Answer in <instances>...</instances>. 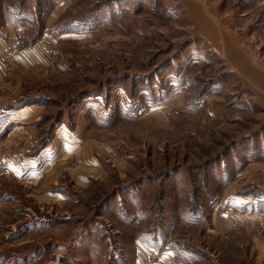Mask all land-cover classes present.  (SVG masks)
Returning <instances> with one entry per match:
<instances>
[{
  "label": "rangeland",
  "instance_id": "rangeland-1",
  "mask_svg": "<svg viewBox=\"0 0 264 264\" xmlns=\"http://www.w3.org/2000/svg\"><path fill=\"white\" fill-rule=\"evenodd\" d=\"M263 83L264 0H0V264H264Z\"/></svg>",
  "mask_w": 264,
  "mask_h": 264
},
{
  "label": "crops",
  "instance_id": "crops-1",
  "mask_svg": "<svg viewBox=\"0 0 264 264\" xmlns=\"http://www.w3.org/2000/svg\"><path fill=\"white\" fill-rule=\"evenodd\" d=\"M189 5H191V4H189ZM193 8L195 9V7H193ZM259 75H261V74H259ZM260 87L264 88V83H263V85H260ZM164 256H166V257H164L165 259L171 260V256L170 255L166 254Z\"/></svg>",
  "mask_w": 264,
  "mask_h": 264
}]
</instances>
